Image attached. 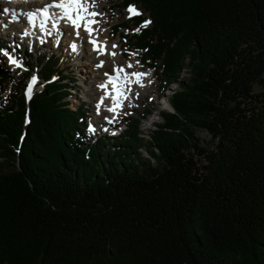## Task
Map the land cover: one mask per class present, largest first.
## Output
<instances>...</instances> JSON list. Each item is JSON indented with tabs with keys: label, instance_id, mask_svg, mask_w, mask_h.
<instances>
[{
	"label": "trees",
	"instance_id": "1",
	"mask_svg": "<svg viewBox=\"0 0 264 264\" xmlns=\"http://www.w3.org/2000/svg\"><path fill=\"white\" fill-rule=\"evenodd\" d=\"M125 3L173 111L147 143L135 118L88 140L40 56L41 88L0 108V264H264V0Z\"/></svg>",
	"mask_w": 264,
	"mask_h": 264
},
{
	"label": "rangeland",
	"instance_id": "2",
	"mask_svg": "<svg viewBox=\"0 0 264 264\" xmlns=\"http://www.w3.org/2000/svg\"><path fill=\"white\" fill-rule=\"evenodd\" d=\"M35 2L39 3V1ZM95 5V8H92L90 10L95 11L100 15L95 17V19L99 21V23L93 25V27H96V29L99 30L97 33L99 34L101 40L105 42V45L107 47L104 54L96 51V53H98L96 54V56L93 54L95 51L92 50L88 39L86 38L87 35L83 30L79 33V35H83L82 38L69 42L67 41L68 43H70V47L72 44H79L81 46L80 49H76L75 51L69 50L66 45L65 39L70 35V30L65 28L61 30V35L60 32L54 31L57 36H55L53 39H45L43 37H40V40H38L39 44L35 45L33 48L30 47L27 43L26 45H22L16 42L15 44H19L23 49V52H19L18 55H16L15 48L13 49L12 45H10L13 34L10 30L15 29V26L13 24L7 25V21H5L4 27L6 25L7 26L4 31H0V42L3 43L2 45H0L1 52L3 53V56L0 53V65L4 67V72H7V77L5 78V81H3L0 85V102H3V99L8 98L10 93L13 94L16 90L22 89L25 83L29 84L31 77H37L34 71H37V69L35 68L38 58L41 55H45L46 57L47 54L53 53L59 57L56 68L61 71V75L64 74L69 77V79H65L68 89L70 86L72 87V89L70 90L71 97L69 98V105L74 110L79 109V116L81 117V119H83L82 121H80L82 122L83 126L84 124L86 125L87 134L92 139H98L106 135L109 136L107 129L108 121H105L108 119V117L114 119V123L117 125V127H119V130L121 129L120 131H122L124 128H127L129 121H132L135 118L139 120L137 129L140 132V136L143 137L147 143V141L149 140V134L153 129L156 128L155 125L162 123V112L173 111L169 100L172 93L174 92V89L178 88L177 83H171L164 92H161L160 86H162V83L158 77V70H154L152 68L150 69L147 62L144 61L141 51H131L133 48V44L126 37L129 29L122 28L121 30L115 31L116 34L114 35V25H118L124 22L126 23V25H130V23L126 21V18L128 16H131L128 11L129 8L123 10L121 0H95ZM2 6L5 5H1L0 7ZM140 7L143 9L142 6ZM0 30H2V27L0 28ZM71 31L76 35V32L72 27ZM4 32H7L8 35H3ZM72 36L73 35H71L70 37L72 38ZM7 39H9L10 41H8ZM54 40L55 43L59 40V43L55 44L53 42ZM41 41H43V44ZM76 41L80 42L76 43ZM112 45H117L118 47L113 48ZM109 49H113L111 53L114 52V56L111 55ZM5 52H7L10 56H12V58L20 62L22 66L16 67L15 65L11 64L9 62L8 55L4 56ZM69 53L71 56L69 55ZM133 53H135V55H133ZM26 61L29 64L28 66H26ZM97 61L99 62L97 63L96 67L94 65ZM137 61H139V63H137ZM128 64H132L133 67H127ZM121 67L124 68L125 72L128 74L134 72L150 73V75H148L150 79H145V84H148L147 86L149 88L146 85L141 87L139 84L135 83L136 78L129 75L128 79L130 83L124 84L123 80H121L123 89L125 91H127V89L131 90L129 99L123 100V106L118 108L117 112L114 113L108 110V115H102L96 118L94 112L95 107H92L93 104L95 105L94 98H96V96L98 95L97 106H100L99 98L105 96V89H102L100 92H96L95 84L99 80L98 75L101 73V71L108 72V75L117 74L116 70ZM27 68H29V71L27 70ZM97 68L99 70H97ZM187 69V66H184V68L179 73V79H184L187 77ZM107 77L108 76H105L104 79L98 84L100 85L102 83L103 85L104 81H107ZM37 84L38 77L36 84L33 86V89L35 87H38L37 89H40L41 85L37 86ZM258 90V86L255 85L254 92H257ZM137 93L139 94L138 97L136 96ZM110 103L111 102L106 99L104 106H100V108H104L102 112L106 113L109 107L108 105ZM9 104L10 102L7 105ZM125 113L129 114L126 115ZM96 120L99 122H97ZM102 121H104L105 123H102ZM95 122H101V124H103V129L101 131H99L98 129H96V132L89 131V126L93 128V124ZM196 134L200 138L201 147H212V139L206 131L197 129ZM140 151L144 156H148L146 153V149L144 150V147H142ZM197 161L198 163H200L199 156H197Z\"/></svg>",
	"mask_w": 264,
	"mask_h": 264
},
{
	"label": "snow or ice",
	"instance_id": "3",
	"mask_svg": "<svg viewBox=\"0 0 264 264\" xmlns=\"http://www.w3.org/2000/svg\"><path fill=\"white\" fill-rule=\"evenodd\" d=\"M95 0H53V3L46 5L43 9H38L37 12L35 13H29L28 14V19L29 22L32 24L33 27H35V18L37 15H40L44 18V20H49L52 19L53 17L49 16V9L50 8H55L59 10V20H64L66 21L76 32V35L79 36V32L81 29L85 31L88 36L90 37L89 42L93 44L94 50L97 52H100L101 54H104L106 52V45L104 47H101V42L97 41L96 39L92 38L93 33L98 32L99 30L94 28L93 25L98 24L99 21L95 19L96 16L100 15L99 13L95 11H91L90 9L95 8ZM129 13L131 15H141V13L135 9L134 6H129L128 9ZM151 21H145L144 24L140 27L137 28L135 31L138 33L141 31V28L147 27L148 24H150ZM41 29L44 30L45 24L42 21L40 25ZM56 25H53V28H55ZM51 31L47 32V35H51ZM43 43V41H41ZM58 44L59 41H56ZM113 48L118 47L117 45H112ZM71 48L73 51L76 50V45L72 44ZM5 55H8L9 62L16 67H21L22 64L18 62L16 59L12 58L7 52L4 53ZM111 55H115V53H111ZM135 55V53H133ZM139 63V61H137ZM129 68L133 67L132 64H128ZM116 76L112 77L109 79V84L113 85V92L115 95L113 96V102L114 106L112 108H109L108 110L110 112H117V109L123 106V100L129 99V94L131 92L130 89H127L125 91L121 86L120 82L123 80L124 84L130 83L128 77L129 75L133 76L136 78L135 82L139 84L141 87H143V83L141 82V79L143 77H146L150 75V73H142V72H134L131 74H128L125 72L124 68H119L116 70ZM123 74V75H121ZM37 82V77L33 76L30 79V83L27 86V91L26 95L27 98L30 99L32 92H33V86ZM100 87L107 88V85H101ZM138 93L136 96L138 97ZM126 115L129 113H125ZM112 121L109 120V123ZM89 131H95L91 126H89Z\"/></svg>",
	"mask_w": 264,
	"mask_h": 264
},
{
	"label": "bare ground",
	"instance_id": "4",
	"mask_svg": "<svg viewBox=\"0 0 264 264\" xmlns=\"http://www.w3.org/2000/svg\"><path fill=\"white\" fill-rule=\"evenodd\" d=\"M23 1H26V0H13V3H11L12 5H10L9 4V1L8 0H0V6L1 5H5L6 7H8V8H11V7H14L15 9H21L22 8V2ZM38 2V1H37ZM36 3H35V0H30V4H29V6H34ZM102 8V7H101ZM12 9V8H11ZM49 11L50 12H52L54 15H58V11H54V10H52V8H50L49 9ZM0 12H1V9H0ZM2 14V13H1ZM54 17V16H53ZM43 22H44V24H45V27H44V30H42L41 29V27L39 26V28H38V33L39 32H41L40 33V35H47V32L48 31H52V27H53V25L55 24V25H59V23L61 22H56V23H53V21L54 20H52V19H49V20H42ZM42 21L40 22V25H41V23H42ZM0 22L2 23V24H5V19L0 15ZM11 26V25H10ZM15 26V25H14ZM50 26V27H49ZM49 27V28H48ZM96 28V27H95ZM16 26H15V29H11L10 31L13 33L12 34V37H14V39L12 40V38H11V43H10V45H12V47H13V49L16 47L15 45H14V41H15V39L17 38V36H16V34H15V31H16ZM82 30L83 29H81L80 30V32H82ZM79 32V33H80ZM84 33L87 35L86 36V38L88 39V42H89V40H90V37L88 36V34L84 31ZM3 35H8V33L7 32H4V34ZM47 36H50V39L52 38H54L55 36L53 35L52 36V34L51 35H47ZM92 38H94V39H96L97 41H99V42H101V47H104L105 46V42L103 41V40H101V38H100V36H99V34L97 33V32H95V33H93V37ZM8 41H10L9 39H7ZM51 41V40H50ZM59 41V40H58ZM54 43H55V40L53 41ZM77 42H80V41H76V43ZM81 43H83V42H81ZM56 44V43H55ZM83 44H85V43H83ZM89 44H90V46H91V48H92V50H94V46H93V44H91L90 42H89ZM87 45V44H86ZM80 45L79 44H76V49H80ZM107 48V47H106ZM113 49H109V51H110V53H111V51H112ZM96 52V51H95ZM100 53V52H99ZM116 76V74H111V75H108V77H107V81H104V83H103V85H107V84H109V79L110 78H112V77H115ZM149 78L148 76H146V77H143L142 79H141V82L143 83V85L145 86H147L148 84H145L146 83V80ZM146 79V80H145ZM150 79V78H149ZM136 83V82H135ZM120 86L123 88V84L120 82ZM148 87V86H147ZM149 88V87H148ZM102 89H105V96L104 97H102V98H99V105L100 106H104V104H105V101H106V99L107 100H109L111 103V106H110V104L108 105L109 107H108V109L109 108H112L113 107V104H114V102H113V96L115 95V93L113 92V85L112 84H109V85H107V88H102ZM108 109H107V111H106V113H109V111H108ZM113 120V119H112Z\"/></svg>",
	"mask_w": 264,
	"mask_h": 264
},
{
	"label": "water",
	"instance_id": "5",
	"mask_svg": "<svg viewBox=\"0 0 264 264\" xmlns=\"http://www.w3.org/2000/svg\"><path fill=\"white\" fill-rule=\"evenodd\" d=\"M4 73V70L0 67V74Z\"/></svg>",
	"mask_w": 264,
	"mask_h": 264
}]
</instances>
